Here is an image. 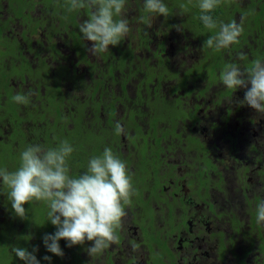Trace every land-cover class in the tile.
I'll return each mask as SVG.
<instances>
[{
    "label": "flooded vegetation",
    "instance_id": "flooded-vegetation-1",
    "mask_svg": "<svg viewBox=\"0 0 264 264\" xmlns=\"http://www.w3.org/2000/svg\"><path fill=\"white\" fill-rule=\"evenodd\" d=\"M237 1L233 18L220 22L245 16L244 30L227 49L202 47L209 29L192 0H164L169 16H152L151 28L139 20L148 19L143 0H127L128 37L93 57L78 27L89 9L0 0V167L15 169L7 155L19 159L29 145L67 140L70 176L107 147L126 163L135 189L117 242L90 256L91 241L69 248L61 239L60 257L42 241L56 230L46 202H32L46 210L43 219L33 208L21 219L0 183V236L38 246L40 264H49L45 255L50 264H264V224L256 222L264 114L239 106L244 89L217 88L226 64L243 70L264 60V0ZM28 92V104L12 100ZM117 122L127 135H116Z\"/></svg>",
    "mask_w": 264,
    "mask_h": 264
},
{
    "label": "clouds",
    "instance_id": "clouds-1",
    "mask_svg": "<svg viewBox=\"0 0 264 264\" xmlns=\"http://www.w3.org/2000/svg\"><path fill=\"white\" fill-rule=\"evenodd\" d=\"M191 3V0H188ZM222 0H198L199 19L205 28L213 30L202 47L219 51L238 43L243 32L245 16L240 21L217 22L211 13ZM127 0H65L68 12L89 9L90 15L79 23V32L84 41H90L87 52L96 57L109 50V46H117L128 37L129 20L126 13ZM144 16L140 22L152 27V16H169V9L164 0H143ZM185 4L179 5L177 15L187 12ZM249 15L251 13H248ZM177 31L183 32V24L174 25ZM220 82L234 92L244 89L243 99H238L239 106L247 105L255 112L264 114V60L257 58L252 65L241 69L236 63H228L220 72ZM32 93H17L12 100L17 104L29 103ZM116 135H127L120 122L115 125ZM73 146L61 141L55 147L41 144L27 146L19 157V166L15 171L0 167V183L7 187V198L15 215L21 219L27 216L25 204L31 201H43L47 204V221L55 226L54 233H45L42 237L47 252L63 257L60 246L61 239L67 247L84 245L90 256L101 253L112 243L118 241L117 229L122 226L126 215L125 205L131 204V196L135 189L132 176L126 163L105 148L103 153L89 159L86 171L79 176H70L68 158L73 153ZM256 222L264 224V200L256 207ZM12 252L24 261V264H40L36 252L25 247H13ZM43 260H52L45 255Z\"/></svg>",
    "mask_w": 264,
    "mask_h": 264
},
{
    "label": "rangeland",
    "instance_id": "rangeland-1",
    "mask_svg": "<svg viewBox=\"0 0 264 264\" xmlns=\"http://www.w3.org/2000/svg\"><path fill=\"white\" fill-rule=\"evenodd\" d=\"M186 1L188 2V0H181V3H186ZM192 2L193 3H196V2H198V0H192ZM59 9H61V8H58V10ZM129 12H130V9L127 8L126 9V13H129ZM215 56L217 57V53H215ZM204 62H206V61H204ZM217 88H220V90H223L224 89V85L222 83H218V87ZM167 112H168V110H167ZM180 114H181V108L175 113V117L177 115L180 116ZM4 151H7V149H4ZM7 161H9L15 167V169L18 168V166H19V159H15L12 156L7 155ZM15 169L12 168L11 171H15ZM31 202H33V201H31ZM31 202H29V204ZM9 204L11 205L10 202H9ZM25 205H27V204H25ZM35 205L36 204H33L31 206V204H30L28 206V208H30V209L33 208V209H36L37 211H43L44 208L42 206H40V205H36L35 206ZM4 239H7V238H4ZM15 241L17 243L16 244L17 247H21V244L24 242L23 240L21 241L18 237L16 238ZM29 251H32V248H29ZM15 258H16L15 253L9 251L8 246L6 245V242L5 241H0V264H10L11 262H13L14 264H18L19 258L18 259H15Z\"/></svg>",
    "mask_w": 264,
    "mask_h": 264
},
{
    "label": "trees",
    "instance_id": "trees-1",
    "mask_svg": "<svg viewBox=\"0 0 264 264\" xmlns=\"http://www.w3.org/2000/svg\"><path fill=\"white\" fill-rule=\"evenodd\" d=\"M197 3L198 2H196V4ZM238 3L239 2L237 0H222L221 4L218 7H216L209 14L212 15L213 19L216 20L217 22H220L221 19H229V17H232L233 18V14H235V12L239 10L238 9ZM220 8H223V10H221ZM197 9L199 10L198 7H197ZM224 10L226 11L225 13H224ZM208 33L209 34H207V35H209V36H211V35L214 34L211 30H208ZM53 98H54V96H53ZM30 204L32 206L34 203L31 202ZM30 204L27 203V205H24V207L27 209ZM44 211H46V210L43 209V211H39L37 213V215H36V220L37 221H40L41 219L44 218V216H43L45 214ZM45 217H47V216H45ZM4 238H6V237L5 236H0V241H5L6 242V245L8 246V248H13V247L16 246V242H12L11 240L4 239ZM14 244H15V246H14ZM23 244H24V246H21V247H25L28 250H29V248H31V247L26 246L27 244H25L24 242H23Z\"/></svg>",
    "mask_w": 264,
    "mask_h": 264
}]
</instances>
